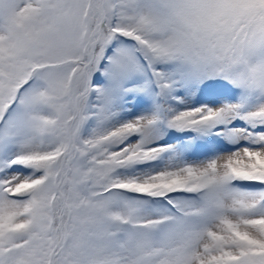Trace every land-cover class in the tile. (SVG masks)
<instances>
[{"label": "snow or ice", "instance_id": "snow-or-ice-1", "mask_svg": "<svg viewBox=\"0 0 264 264\" xmlns=\"http://www.w3.org/2000/svg\"><path fill=\"white\" fill-rule=\"evenodd\" d=\"M0 264H264V0H0Z\"/></svg>", "mask_w": 264, "mask_h": 264}]
</instances>
